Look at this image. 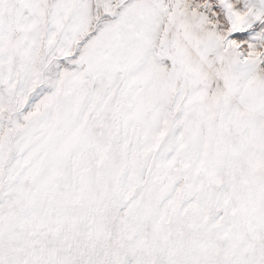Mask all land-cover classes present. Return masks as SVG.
<instances>
[{
	"label": "snow or ice",
	"instance_id": "obj_1",
	"mask_svg": "<svg viewBox=\"0 0 264 264\" xmlns=\"http://www.w3.org/2000/svg\"><path fill=\"white\" fill-rule=\"evenodd\" d=\"M0 264H264V0H0Z\"/></svg>",
	"mask_w": 264,
	"mask_h": 264
}]
</instances>
